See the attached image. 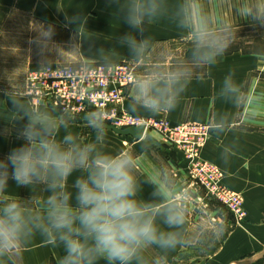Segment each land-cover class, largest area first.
<instances>
[{"label":"clouds","instance_id":"clouds-1","mask_svg":"<svg viewBox=\"0 0 264 264\" xmlns=\"http://www.w3.org/2000/svg\"><path fill=\"white\" fill-rule=\"evenodd\" d=\"M120 23L128 31L114 37L115 46L99 48L98 61L111 66L123 50L133 61L146 58L151 47L147 26L167 18L190 36V56L168 67L156 63L128 82L127 110L137 116L156 117L177 109L196 69L217 64L228 48L223 27H217L198 0H110ZM238 14L264 26V0H248ZM79 16L69 18L70 23ZM51 27L42 29L47 43ZM47 63V62H45ZM65 73L88 78L93 65L61 66ZM16 118L25 119L20 130L24 143L0 158V264H17V250L40 235L60 247L57 264H166L169 253L189 246L188 190L175 187L169 173L158 180L141 179L135 153L109 149V116L103 109L74 113L69 107L34 106L24 97L7 93ZM217 97L234 109L247 99L245 89L230 70L220 82ZM230 114L218 112L208 123L211 135L230 126ZM141 125V129L143 128ZM89 130L82 135L78 128ZM141 150L154 147L150 135L141 134ZM224 149L222 160L227 163ZM31 189L27 199L9 193V181ZM151 184L147 198L144 184ZM150 250L158 254L150 255Z\"/></svg>","mask_w":264,"mask_h":264},{"label":"crops","instance_id":"crops-1","mask_svg":"<svg viewBox=\"0 0 264 264\" xmlns=\"http://www.w3.org/2000/svg\"><path fill=\"white\" fill-rule=\"evenodd\" d=\"M168 2L173 5L176 0ZM115 7L110 0H0V45L6 33L26 32L22 38L25 44H31L34 51L36 47L33 44L39 48H48L49 57L35 59L33 58L35 54H25L24 45L20 44L23 55L27 57L25 60H34L32 67L55 64L53 61L59 62L58 59H61L55 50L62 49L63 42L56 35L63 32L69 37V42L76 46L75 62L100 63L96 51L99 48L114 47V37L128 31V26L120 23L119 17L114 14ZM74 16H79L83 23L80 21L70 23L69 18ZM49 27L56 32L51 36V41L45 43L40 39V32ZM145 35L151 45L146 56L148 57L155 54L159 44L183 39L188 34L179 31L167 18H161L147 26ZM144 59L137 61L142 62ZM124 60L132 59L125 51L118 50L117 62ZM137 65L135 64L136 68ZM230 70L235 72L247 96L239 109H234L217 97L220 82ZM8 85L6 83L5 87H0V158H6L14 148L24 143L20 130L26 123V118L14 119L16 113L12 111L13 107L7 93L18 94L8 89ZM128 95L129 88L120 106L127 112ZM46 106L53 108L50 105ZM218 112L230 114L229 129L221 135L210 134L202 147L201 155L221 169L227 186L242 194L247 218L242 227H229L225 237L219 239L218 244L208 255L186 256L188 246L180 247L168 254L166 264H264V50L235 49L224 54L217 64L202 68L197 75H193L175 111L156 117H141L144 119L165 117L172 123L188 121L194 124H208ZM78 131L82 135H89V130L83 127L78 128ZM108 131L109 149L124 148L135 153L137 174L141 179L156 181L161 172L166 171L177 189L180 190L188 184L181 165L171 160L167 161L168 165H161L157 149L145 152L141 150L140 139L119 135L110 129ZM224 149L229 152L227 163L221 158ZM151 187V184H144L142 194L146 198ZM9 191L5 195H18L25 199L32 194L30 188L19 187L11 180ZM194 214L191 210L187 212L188 238L193 230L191 221L194 216L196 219L200 216L197 212ZM62 254V248L47 244L45 238L37 235L30 243L17 250V264H57ZM149 254L158 253L156 250H150ZM99 264L104 262L101 261Z\"/></svg>","mask_w":264,"mask_h":264},{"label":"rangeland","instance_id":"rangeland-1","mask_svg":"<svg viewBox=\"0 0 264 264\" xmlns=\"http://www.w3.org/2000/svg\"><path fill=\"white\" fill-rule=\"evenodd\" d=\"M198 2L204 5L216 26L224 28L228 42V48L225 54L235 49H242L243 51L264 50V26L251 23L247 19L242 18L237 12L238 9L241 11L244 10L248 0H198ZM55 32L56 31H54L53 34ZM25 34L26 32L23 31H17L15 34L11 32L6 33L2 38L3 43L0 45V87H5L4 85L8 83V89H11L12 92L18 95L23 94L24 96L25 94L22 91H25L26 78L28 74L32 70H36L43 65L32 67L31 65L34 60H25L27 57L23 55V50L19 45H24L25 54L30 55V53H34L35 55L33 58L35 59L49 57L47 55L48 48H39L33 44V46L36 47V50L34 51L31 44V46L26 45L24 40H22V38L25 37ZM56 36L59 40H63V42L61 44L62 49L55 50L56 53L60 54L61 59H58L60 60L59 62H56L57 60L53 62L55 64L62 65L65 63L83 64L84 62L82 61L75 62L74 48L76 46L74 43L69 42V37L63 32ZM58 36H61V38ZM42 46H45V44H42ZM188 49H190V36L186 35L183 39H176L168 43L159 44L155 49V51H157H154L155 54L146 57L142 62L133 60L124 61L133 63L134 70L136 74H138L147 70L148 67L156 63H163L168 67H173L180 63L186 62L190 56ZM135 64H138L137 68ZM201 70L202 68L196 69L193 75H197ZM149 119L157 123H159V121L167 122L171 125L188 122L172 123L165 117ZM176 133L179 137L184 138L183 148H185L187 153H189V151L193 148L194 136L196 138L197 133L195 129L188 128L186 130H182L180 128L176 131ZM145 135H150L153 138V149L158 150V160L161 161V165H168V160L181 165V170L185 174L188 184L180 190L190 191L191 199L187 205V208L188 210H191V213L193 214L195 212L200 214L198 219H196L194 216L195 219L193 218L191 221L193 223V230L189 236L191 243L187 247L186 256L189 255L190 257H198L208 255L213 247L218 244L219 239L225 237V234L229 231V227L233 228L235 226H243V223L247 218V210L242 194L231 189L225 184L224 174L221 172V169L215 163L209 162L202 157V148L200 149V154L195 156L197 161L206 163L204 166H202L201 171H199V167L196 170L203 183L201 186L197 184L189 174L195 161L186 159L185 155L180 150H178L176 145L174 143L168 142L169 138L164 137L160 131L153 130L152 128L151 130L147 131ZM207 164L215 168V170L218 172V181L226 189L239 196V200H232L234 206H237L239 214H236L231 209V207L228 206L230 204L227 200L224 202L212 193L211 187L215 185L214 181L217 174Z\"/></svg>","mask_w":264,"mask_h":264},{"label":"built area","instance_id":"built-area-1","mask_svg":"<svg viewBox=\"0 0 264 264\" xmlns=\"http://www.w3.org/2000/svg\"><path fill=\"white\" fill-rule=\"evenodd\" d=\"M69 65L79 66L82 64ZM90 65H93V68L88 78H84L79 73H65L62 70V64L43 65L28 74L24 94L34 106L46 104L55 108L69 107L74 113L79 115L90 110L103 109L109 116L108 124H112L118 128L143 124L145 131H149L152 128L153 130L160 131L164 137L169 138L168 142L176 145L178 150L185 155L186 159L197 163L193 164L189 174L197 184L202 186L201 177L196 170L199 167V171H201L202 166L206 163L197 161L195 156L199 154V150L210 137L208 124L186 122L171 125L161 121L157 123L119 109V102L125 96L128 82L136 74L133 63L120 61L111 66H105L103 63H91ZM122 122L126 125H122ZM185 126H188L189 129H195L197 133L196 138L194 136L193 148L189 153L183 148L184 138L179 137L176 133L180 128L185 129ZM202 144L204 145L202 146ZM209 167L217 174L214 181L215 185L211 187L212 193L224 202L227 200L230 204L228 206L236 214H239L237 206H234L232 201L239 200V196L226 189L218 181L219 174L215 168L210 165Z\"/></svg>","mask_w":264,"mask_h":264},{"label":"water","instance_id":"water-1","mask_svg":"<svg viewBox=\"0 0 264 264\" xmlns=\"http://www.w3.org/2000/svg\"><path fill=\"white\" fill-rule=\"evenodd\" d=\"M108 129L112 130L116 134L123 135V136H131L134 139H140L141 134L144 135L145 126L141 129V125L139 126H131L126 128H117L112 124H108Z\"/></svg>","mask_w":264,"mask_h":264},{"label":"bare ground","instance_id":"bare-ground-1","mask_svg":"<svg viewBox=\"0 0 264 264\" xmlns=\"http://www.w3.org/2000/svg\"><path fill=\"white\" fill-rule=\"evenodd\" d=\"M122 100H123V99H122ZM122 100L119 102V106H118L119 109H121L120 106H121V102H122ZM121 124H122V125H126L124 122H122ZM141 124H142V123H141ZM115 127H116V126H115ZM123 127H125V126H123ZM117 128H118V127H117ZM186 129H188V126H187V127L185 126V129H182V130H186ZM146 132H147V131L144 130V135H145ZM198 132H199V130H198ZM130 137H131V136H130ZM203 145H204V144H202V146H203ZM190 151H191V150H190ZM198 153L200 154V150H199Z\"/></svg>","mask_w":264,"mask_h":264}]
</instances>
